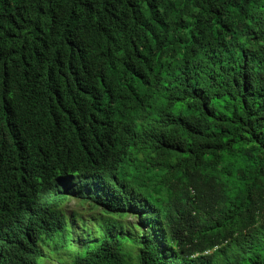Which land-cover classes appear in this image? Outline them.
<instances>
[{
    "label": "trees",
    "instance_id": "obj_1",
    "mask_svg": "<svg viewBox=\"0 0 264 264\" xmlns=\"http://www.w3.org/2000/svg\"><path fill=\"white\" fill-rule=\"evenodd\" d=\"M53 249L264 264V0H0V264Z\"/></svg>",
    "mask_w": 264,
    "mask_h": 264
},
{
    "label": "rangeland",
    "instance_id": "obj_2",
    "mask_svg": "<svg viewBox=\"0 0 264 264\" xmlns=\"http://www.w3.org/2000/svg\"><path fill=\"white\" fill-rule=\"evenodd\" d=\"M85 209V208H84ZM65 211L67 214H71L72 211H78L81 212L83 211L82 206H80L79 202L77 200H72L71 202H69L66 207H65ZM86 214H89V212H87ZM81 220V219H80ZM83 220V219H82ZM125 223L127 222H131L134 224H138V221L136 220V218H127L124 220ZM103 229H106L105 227H103L102 225H93V224H88L87 227H84L83 229L79 230L80 235H87L90 236L92 234H96V235H101V232ZM77 245H80L81 242H76ZM138 252V249H137ZM51 254H54L55 257H51L49 259L46 260V264H61L59 263V260H57V258H59L60 260H62L63 262H65V264H72L74 261V254L75 252H70L66 251V250H59L58 252L55 253V249H53L51 251ZM57 257V258H56ZM136 264V263H135Z\"/></svg>",
    "mask_w": 264,
    "mask_h": 264
}]
</instances>
